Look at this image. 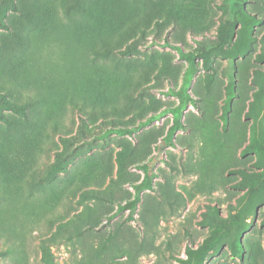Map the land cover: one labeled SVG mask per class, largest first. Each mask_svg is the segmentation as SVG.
Wrapping results in <instances>:
<instances>
[{
  "label": "rangeland",
  "instance_id": "374dc122",
  "mask_svg": "<svg viewBox=\"0 0 264 264\" xmlns=\"http://www.w3.org/2000/svg\"><path fill=\"white\" fill-rule=\"evenodd\" d=\"M77 1L0 0V264H48L45 238L53 264H183L208 237L202 264H264V154L243 153L264 0H94L98 26ZM147 167L134 215L111 218Z\"/></svg>",
  "mask_w": 264,
  "mask_h": 264
},
{
  "label": "trees",
  "instance_id": "16d2710c",
  "mask_svg": "<svg viewBox=\"0 0 264 264\" xmlns=\"http://www.w3.org/2000/svg\"><path fill=\"white\" fill-rule=\"evenodd\" d=\"M78 4L75 3V5L72 6V8H70V10H76V12L78 11L79 13H81L86 19H90V22L93 21V23L95 24L98 20H99V16L102 12L105 11V3H101L99 5L95 4L94 0H90V4L88 3V0H80L77 1ZM103 16L100 17L101 22L99 21V23L97 24H92L94 26H98V24L100 25L103 21ZM130 16L129 15H121V19L124 22H127L128 18ZM256 20L255 17H250V20L246 19V21H254ZM129 23H135L137 24V21L133 18L129 19ZM135 28V25H129V28L125 30V32H123V34H130L131 31H133ZM96 33H97V37L100 38L104 44V48L102 50H99L98 54L99 55H107L110 52V42L108 41V38L103 34L102 30L98 31V28H94ZM244 30V29H243ZM98 31V32H97ZM122 34V32H121ZM81 32L79 31V28L75 29L72 32V36L73 38L77 41V39L81 38ZM120 50V53H127L128 51H124V50ZM128 50V49H127ZM258 84V88L253 92V99L251 101L249 110L247 111V116L251 117L253 119V128H252V137H251V142L249 145H247L244 149H243V153H247L250 150H254L255 148H258L263 154H264V134L263 131L260 132V126H259V119H260V115L262 113V111L264 110V79H259L256 81ZM59 85L58 82H54V86L57 87ZM230 92H233V89H230ZM232 97L230 96L229 99H227V109L230 107V102H231ZM5 106L8 110H13L16 111L18 113H21L22 115L26 116L27 115V110L26 107L24 105H19L17 104L15 101H10L5 100ZM4 115L0 112V119H4ZM83 121H85V119L82 118ZM225 121H227L225 119ZM184 127V124L181 120L176 119L175 121V125H172L169 129V132L166 136V141L170 142L173 137L175 132L177 131V129ZM260 127V128H259ZM61 139H65L66 137L61 133L60 135ZM71 156V153L69 151H66V149H62V150H56V158L54 160L53 163H51L48 166L47 169V175H46V179H52L54 178L59 172L64 171L69 163V158ZM4 161V159H3ZM4 170V169H3ZM11 172V167L10 165L8 166V168L6 169V173H3V179H6V181H8V175H10ZM27 175V174H26ZM25 175V177H26ZM153 171L147 167L146 169V175L143 181H141L138 184H135V195L134 198L129 200L126 204L124 205H120L117 209V211L115 213H113L111 215V218H113L114 216H116L119 212L128 209L129 210V214L132 217L134 215V213L136 212V209L138 208V203L141 201V193L144 189H150L151 188V180L153 178ZM26 180V178H24ZM30 181V180H28ZM54 236V234L52 235ZM48 239L45 238L42 240V253H43V259L45 260L46 263L48 264H53L54 261L52 259V254L50 251L49 246L47 245L46 241ZM210 247V237L206 238L204 240V243L202 245H200L198 248H191V247H187L186 251H187V258H179L178 260L183 263V264H202L203 259H204V255L206 253V251L209 249ZM238 250L240 251V249L238 248ZM5 252H3L0 249V255L3 254ZM240 257L242 256V253H239Z\"/></svg>",
  "mask_w": 264,
  "mask_h": 264
}]
</instances>
